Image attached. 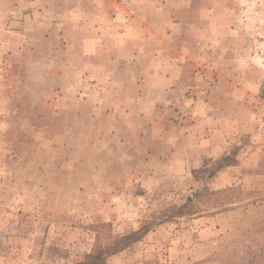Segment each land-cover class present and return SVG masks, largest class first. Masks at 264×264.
Returning <instances> with one entry per match:
<instances>
[{"label": "rangeland", "instance_id": "1", "mask_svg": "<svg viewBox=\"0 0 264 264\" xmlns=\"http://www.w3.org/2000/svg\"><path fill=\"white\" fill-rule=\"evenodd\" d=\"M149 221L107 264H264V0H0V264Z\"/></svg>", "mask_w": 264, "mask_h": 264}, {"label": "trees", "instance_id": "2", "mask_svg": "<svg viewBox=\"0 0 264 264\" xmlns=\"http://www.w3.org/2000/svg\"><path fill=\"white\" fill-rule=\"evenodd\" d=\"M230 158L231 157H229V155H225L222 159L218 161L215 170L222 168L224 165L233 164L234 159ZM185 209L189 210L187 203L175 209L174 212L169 214L167 218L182 215L185 212ZM151 224L152 223H150V221L146 222L138 230L132 231L122 237H119L110 244L104 246L98 245L90 253L86 254L83 260L77 261L73 264H107V259L111 255L123 251L124 249L131 246L133 243L139 241L144 235H146L150 230Z\"/></svg>", "mask_w": 264, "mask_h": 264}]
</instances>
